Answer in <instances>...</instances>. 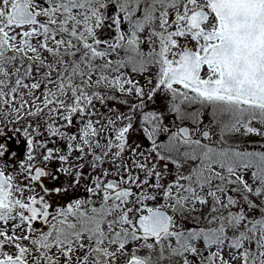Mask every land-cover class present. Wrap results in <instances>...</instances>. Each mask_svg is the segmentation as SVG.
Returning <instances> with one entry per match:
<instances>
[{"label": "snow or ice", "instance_id": "snow-or-ice-1", "mask_svg": "<svg viewBox=\"0 0 264 264\" xmlns=\"http://www.w3.org/2000/svg\"><path fill=\"white\" fill-rule=\"evenodd\" d=\"M0 264H264V0H0Z\"/></svg>", "mask_w": 264, "mask_h": 264}, {"label": "rangeland", "instance_id": "rangeland-1", "mask_svg": "<svg viewBox=\"0 0 264 264\" xmlns=\"http://www.w3.org/2000/svg\"><path fill=\"white\" fill-rule=\"evenodd\" d=\"M253 139H258V138H253Z\"/></svg>", "mask_w": 264, "mask_h": 264}]
</instances>
